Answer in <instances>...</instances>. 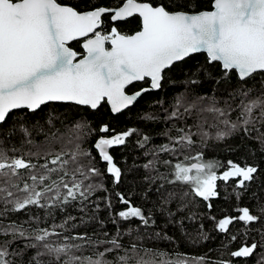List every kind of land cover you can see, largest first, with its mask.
Segmentation results:
<instances>
[{"label":"snow or ice","instance_id":"obj_1","mask_svg":"<svg viewBox=\"0 0 264 264\" xmlns=\"http://www.w3.org/2000/svg\"><path fill=\"white\" fill-rule=\"evenodd\" d=\"M196 54L143 127L94 119L164 92ZM220 145L244 156H207ZM209 223L217 256L180 251L214 239ZM0 264H264V0H0Z\"/></svg>","mask_w":264,"mask_h":264},{"label":"trees","instance_id":"obj_2","mask_svg":"<svg viewBox=\"0 0 264 264\" xmlns=\"http://www.w3.org/2000/svg\"><path fill=\"white\" fill-rule=\"evenodd\" d=\"M65 3H72L78 4L79 0H63ZM101 3L107 2V0H100ZM138 23L137 21L133 20L129 24L122 25L121 31L126 32H133L138 30ZM71 47L80 51V41H73L71 43ZM206 62V54H196L193 58L187 60L184 64L178 65L177 69H175L172 73H170V77L172 80H175L176 83L169 84L166 86L164 92L161 93H153L150 95H145L144 97L140 98L138 102L131 108V110H126L123 114L119 116H113L108 111V106L105 105L103 109H101L100 113L94 117L97 123H109L117 132L126 130L130 127H143V125L139 124L138 116L142 113L145 109L149 107V105L153 102V100L157 97H167L171 98L175 93L183 90V85L180 83L185 77V75L192 69L197 66L204 65ZM183 68V72L179 69ZM210 71L212 72L213 77H219V66L211 65L209 66ZM202 84L197 85L198 89L202 92H209L211 89L215 88L216 85L212 83L211 80L208 79L206 75L201 77ZM142 85L137 83L134 87L129 89L130 92L138 90ZM39 115V114H38ZM154 136L156 137L155 143L159 144L162 142V138L159 137V129L154 131ZM135 144V137L130 138L129 143L127 146H121L114 148L112 150V154L114 155L116 161L123 165L124 161L127 160L129 164L133 162L134 158H138L137 150H134L133 145ZM208 157H212L218 159L220 161H227L228 159H233L239 161L243 156V152H236L233 153L229 150L225 145H220L214 148H210L207 152ZM214 208L212 210L213 215L217 217H222L224 215H228L231 212V205L226 203L223 199H217L213 201ZM75 214V213H73ZM207 229L211 235H213L214 239L209 240L205 245L194 247L190 243H185L180 240L176 241L177 247H179L180 251L185 253H190L192 255H201L208 250V248H212L214 251L210 253L212 256H217L218 252L215 251L220 248L221 243L227 240V236L217 235L216 233L212 232V224L209 223L207 225ZM233 232L236 231L235 228L232 229ZM157 244H167V241H156ZM235 247V245H233Z\"/></svg>","mask_w":264,"mask_h":264},{"label":"flooded vegetation","instance_id":"obj_3","mask_svg":"<svg viewBox=\"0 0 264 264\" xmlns=\"http://www.w3.org/2000/svg\"><path fill=\"white\" fill-rule=\"evenodd\" d=\"M72 43V42H71ZM80 43H81V41H80Z\"/></svg>","mask_w":264,"mask_h":264}]
</instances>
